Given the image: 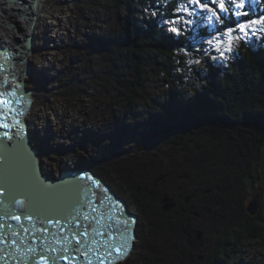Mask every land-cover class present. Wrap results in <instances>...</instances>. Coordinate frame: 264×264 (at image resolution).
Segmentation results:
<instances>
[{
	"label": "snow or ice",
	"instance_id": "obj_1",
	"mask_svg": "<svg viewBox=\"0 0 264 264\" xmlns=\"http://www.w3.org/2000/svg\"><path fill=\"white\" fill-rule=\"evenodd\" d=\"M7 2L14 15L32 19L23 13L32 10L29 0ZM9 22L15 33L0 29V264L127 260L138 217L114 199L93 168L131 151L133 141L159 142L177 125L214 119L207 85L239 57L241 44L250 50L264 44V0H148L141 22L158 28L162 45L181 57L175 72L184 74L185 88L165 96L154 122L85 129L79 139L66 134V125L57 133L50 120L43 126L40 117L29 118L40 91L25 87L32 73L20 67L29 33L18 20ZM46 72L36 69L37 80Z\"/></svg>",
	"mask_w": 264,
	"mask_h": 264
},
{
	"label": "trees",
	"instance_id": "obj_2",
	"mask_svg": "<svg viewBox=\"0 0 264 264\" xmlns=\"http://www.w3.org/2000/svg\"><path fill=\"white\" fill-rule=\"evenodd\" d=\"M112 1L105 8L109 17L114 8V21L105 30H98L99 32L96 31L97 33L91 36L93 48L99 52L103 63L93 60L91 65L95 67L94 70L90 71L91 68H88L84 73L94 72V80L101 78L106 87L114 86V94L122 104L121 112L115 115L121 120L119 125L122 118L124 122L121 124L137 123L138 118L141 123H151L156 120L165 96L172 97L185 88L184 74L175 72L179 67L175 61L181 57L174 56L172 51L162 45L158 28L151 22H141L143 8L148 0ZM87 4H95V0H87L85 10H88ZM77 50L78 48L74 53L83 55ZM208 71L211 72L212 69ZM193 75L198 81V77ZM78 76L80 77L79 74ZM155 77L164 82V85L169 83L170 89L167 92L165 89L161 93H155L151 97L149 87ZM73 83H76V80ZM207 88L217 109L216 117L207 123L177 125L164 138L166 141H173L174 137L186 138L191 133H201L203 129L227 135V144L232 146L229 148L231 153L225 150L219 152L202 143L198 145L199 151L193 154L198 155V158L193 159L192 163L183 169L189 172L190 167L194 165L199 168V172L200 169L204 171L201 186L203 195L207 190L216 188V195L213 197L216 199L219 213L226 212L223 223L227 227L231 224L233 226L229 227L228 235L223 239L224 243L216 246L217 256L212 258L210 263L233 264L232 260L245 238H264L262 212L251 217L245 210L249 182L255 191L257 180L260 178V157L264 146V118H261V114H264V44H258L251 50L241 44L239 57L220 70L214 82L208 84ZM88 89H85L86 94ZM72 96L79 95L72 93ZM233 132L240 135V139L233 135ZM137 149L135 147L132 150ZM144 149L150 150V144H146ZM152 155L133 154L128 159L123 157L121 162L115 163L123 165L127 173L134 169L140 171L142 166L146 168L150 164ZM139 171L141 175L142 172ZM163 173H166V170H160L153 176L154 186L158 176ZM106 180L109 181L108 178ZM143 185L148 187L149 184ZM139 187L143 188L142 185ZM138 205L141 207L140 202Z\"/></svg>",
	"mask_w": 264,
	"mask_h": 264
},
{
	"label": "rangeland",
	"instance_id": "obj_3",
	"mask_svg": "<svg viewBox=\"0 0 264 264\" xmlns=\"http://www.w3.org/2000/svg\"><path fill=\"white\" fill-rule=\"evenodd\" d=\"M112 2V0H95V4H87L88 10H85L87 0L41 1L34 31L33 53L29 57L32 74L27 77V87L30 89L38 87L40 91L34 94L36 100L29 116L30 119L40 117V123L43 126H46L50 120L52 130L57 133L66 125V134H71L73 139H79L82 130L85 129L94 130L101 128L106 130L110 127L119 126V121L121 120L117 119L115 115L121 112L122 104H120L119 98L114 94L113 85L106 87L95 83L96 85H92L91 100L88 101L86 99L81 100V97L75 98L71 94L80 84L77 76L74 79L77 80L74 87L72 86L74 80L68 84L78 71L83 76V71L89 64L86 57L91 54L88 53L89 49L93 48L92 33H97L96 31L98 30H105L114 21V16H112L114 8L111 10V17L106 13L105 8L108 3L111 4ZM9 25L12 27L11 24ZM28 25L29 19L27 18ZM79 47L81 51H86V53L81 52L85 53V59L82 58L79 65H77L78 62L74 59V51L76 48L79 50ZM196 67L198 68L199 66ZM38 68L47 69L46 75L42 80H37L36 78L35 70ZM191 75L192 79L197 81L194 75ZM100 83L104 84V82ZM164 84L159 78H153L149 87L150 93H152L151 97L155 93H161L165 89L167 92L170 89L169 83L166 82L167 87ZM79 90H81V87ZM123 122L124 119L122 118L121 123ZM137 123H141L140 118L137 119ZM233 135L240 139V135L238 136L235 132H233ZM186 138L174 137L173 141H166L163 138L159 142L149 143L150 150L144 149L146 144L133 141L131 147L132 149L138 148L137 151H124L119 155H112L111 158L96 164L93 172L101 178H108L113 186L120 191L118 195L129 200L131 204L130 210L136 215L139 200L143 199V202L146 203L149 198V196H146L148 195L147 185H143V183H148V187L155 190V186L152 184L153 176H156L160 170H166V167L191 164L193 159L198 158V155H193L199 151L200 147L198 145L205 143L219 152L225 150L231 153L229 148L232 146L227 144V135L225 133L210 132L207 129H203L201 133H191ZM89 147L91 146L89 145ZM139 153L153 154L150 157L152 159L149 162L150 164L146 168L142 166L140 171L134 169L127 173L123 165L115 163L116 161L121 162L123 157L128 159L131 155ZM173 159L176 161H173ZM55 167L53 165L54 169ZM190 169L191 171L189 172H183L188 173V176L182 179L185 184L181 183V186H186L191 181H195L201 187L204 171L200 169L199 172V168L194 165ZM152 170L155 172L151 173L153 172ZM138 171L142 172V174L139 175ZM161 182L166 186V178ZM249 184L248 190L256 192L253 185L250 182ZM139 185H142L143 188L138 190ZM174 185L177 187V183H174ZM248 190L247 192H249ZM215 191L216 188H214L213 192ZM161 200V205L158 202L155 205L153 204L155 211H160V206L163 210ZM146 214H148V211L145 212L144 219ZM157 217L160 218V216ZM144 219L143 221L146 222V225L151 223ZM219 221L223 223L225 219L222 218ZM143 230L145 233V229ZM214 233L215 231H213ZM252 240L249 238L243 240L232 260L233 264H262L264 262V238L259 239L260 243L257 240L252 242ZM217 244L219 247L220 242L217 241ZM222 249L225 250L223 246ZM215 257L213 252L210 255L208 251L206 260L203 258L201 264H211L210 260ZM135 259L132 254L127 260L118 264H142Z\"/></svg>",
	"mask_w": 264,
	"mask_h": 264
},
{
	"label": "flooded vegetation",
	"instance_id": "obj_4",
	"mask_svg": "<svg viewBox=\"0 0 264 264\" xmlns=\"http://www.w3.org/2000/svg\"><path fill=\"white\" fill-rule=\"evenodd\" d=\"M101 46L99 45V47ZM91 49L95 51L94 48L89 49L90 52L88 53L91 54L86 57L89 64L84 70H88V68H91L90 71L94 70L95 67L91 65L93 60L103 63V60L99 57V52H93ZM78 51L86 53V51H81L80 47ZM85 53H82L83 55L75 53L74 59L78 62L77 65H79L82 58L85 59ZM90 71L85 73L83 71V76L85 77L81 76V73L78 71L69 81L68 84L78 74L80 75V77L78 76L80 84L78 83L79 85L73 91V94H79V96L75 98L81 97V100L86 99L89 101L92 97V85H96L95 83L106 85V83H100L102 82L101 78L98 81L94 80L92 77L94 72L91 74ZM74 84L76 83L72 85ZM80 87L81 90H79ZM86 88H89L88 94L85 93ZM104 116L106 117V115ZM173 161L176 160L173 159ZM183 168H185L184 165L166 167V186L160 182L158 185H155L156 191L147 187L148 195L146 196H149V198L146 200V203L143 202V199L139 200L141 207H143L137 206L136 216L138 219L135 234L138 239L135 241L133 248V257L142 264H159V262L161 264H201L203 258L206 260L208 251L210 255L213 252L217 256V241L223 244V239L227 237L229 229L233 226L231 224L232 226L230 225L229 228L222 221H219V219L225 217L226 212L219 213L216 199L213 197V195H216V191L213 192L215 187L210 194L203 195L201 187L195 181H191L186 186H181V183L185 184L182 179L187 177L183 173L186 171ZM102 179L104 180L105 178ZM105 182L112 192L117 194L118 198L126 202L128 210L135 214L130 210L131 204L129 200L120 197L118 195L120 191L112 183L107 180ZM174 183H177V187H175ZM139 189L140 187H138ZM165 192L166 207H171L173 202L175 206L170 211H163L161 206L159 207L160 209L158 208L160 211H155L153 204L155 205L156 202L160 204V200ZM188 194L193 195L189 200H187ZM144 211H148V214L145 215L146 220L143 217ZM157 216H160V218ZM143 219L151 223L146 225ZM143 229H145V233ZM213 231H215L214 234ZM256 240L260 243L259 239ZM256 240H252V242Z\"/></svg>",
	"mask_w": 264,
	"mask_h": 264
},
{
	"label": "water",
	"instance_id": "obj_5",
	"mask_svg": "<svg viewBox=\"0 0 264 264\" xmlns=\"http://www.w3.org/2000/svg\"><path fill=\"white\" fill-rule=\"evenodd\" d=\"M29 3H31L33 5L32 9L34 11H36L39 8V6H40V0H29ZM25 9H26L25 13L27 14V11H29V10H28L27 7H25ZM28 16L32 17L31 25H30V29H31L32 32L29 33L28 37L23 42V49L20 51V56L24 58L25 64L21 65L20 67L24 68L25 71L31 73V63L29 62V57L33 53L34 31H35L36 23H37V20H38L37 11H36V13L34 15H28ZM15 47H16V45L14 44L13 48H15ZM29 50H30V54H29ZM9 63H11V61H9ZM25 87L27 89L31 90L30 88L27 87V80H26ZM35 100L36 99H35V97L33 95V103L31 105V111H32V108H33ZM259 171H260L259 172L260 173V178H259V181L257 182V185H256V192L249 191L247 193V200L245 202L246 212L251 217H255L260 211L262 212V214L264 216V146L262 147V150H261V162H260ZM184 175L188 176L187 174H184ZM164 178H166V173H163L162 175H160L157 178L156 185H158ZM107 186H108V184H107ZM109 189L111 190L110 187H109ZM211 191H212V189H209L205 193H210ZM111 194H114V199H116V197H118L116 193L111 192ZM192 196L193 195H189L188 194L187 195V200H189ZM161 203H162V206H163V211H166V210L170 211L171 208L175 206V203L173 202L171 207H169V208L166 207V192H165V194H164V196H163V198L161 200ZM124 204H126L125 201H124ZM136 222H137V220H136Z\"/></svg>",
	"mask_w": 264,
	"mask_h": 264
},
{
	"label": "bare ground",
	"instance_id": "obj_6",
	"mask_svg": "<svg viewBox=\"0 0 264 264\" xmlns=\"http://www.w3.org/2000/svg\"><path fill=\"white\" fill-rule=\"evenodd\" d=\"M42 0H40L41 3ZM13 5L11 3H8L7 0H0V13H6L4 15H0V29H7L8 34L15 33V29L12 28L10 24V20L12 21H19L20 24L24 26L25 31L28 28V33H31L30 25H31V19H29V25L27 26V18H25L24 15H14L13 14ZM26 9H23V13H25ZM37 15L39 14V8L36 10ZM36 11L31 10V12L27 11L28 15H34ZM39 16V15H38ZM4 32L0 31V36H3ZM112 192V191H111Z\"/></svg>",
	"mask_w": 264,
	"mask_h": 264
}]
</instances>
